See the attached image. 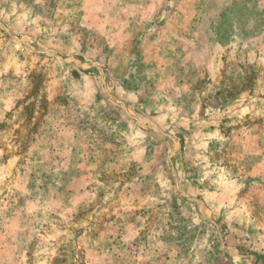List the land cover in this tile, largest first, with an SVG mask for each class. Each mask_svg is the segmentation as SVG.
Returning <instances> with one entry per match:
<instances>
[{"label":"rangeland","instance_id":"374dc122","mask_svg":"<svg viewBox=\"0 0 264 264\" xmlns=\"http://www.w3.org/2000/svg\"><path fill=\"white\" fill-rule=\"evenodd\" d=\"M0 264H264V0H0Z\"/></svg>","mask_w":264,"mask_h":264},{"label":"crops","instance_id":"0c3cea01","mask_svg":"<svg viewBox=\"0 0 264 264\" xmlns=\"http://www.w3.org/2000/svg\"><path fill=\"white\" fill-rule=\"evenodd\" d=\"M235 1H237V0H232V2L234 3ZM152 12V11H151ZM151 12H148L149 14L151 13ZM223 12H226V10H224ZM100 61H94L93 63H94V65H92L93 67H96V66H98V67H102L101 69L104 71V74H105V78H108V75H107V73H106V68L104 67V66H102V64H100L99 63Z\"/></svg>","mask_w":264,"mask_h":264}]
</instances>
